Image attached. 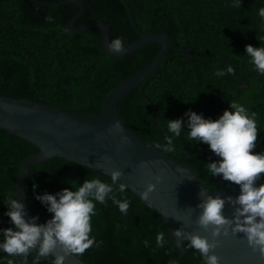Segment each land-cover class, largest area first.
<instances>
[{
  "label": "trees",
  "instance_id": "trees-1",
  "mask_svg": "<svg viewBox=\"0 0 264 264\" xmlns=\"http://www.w3.org/2000/svg\"><path fill=\"white\" fill-rule=\"evenodd\" d=\"M63 0H0V95L51 105L76 115L98 114L109 92L148 64L159 50L146 44L126 55L105 52L100 31L90 28L69 33L67 23L80 7ZM83 11L74 27L99 18L109 23L110 41L122 37L124 46L147 35L165 33L169 51L156 70L129 91L118 104L121 121L139 138L181 162L211 193L239 188L220 175H211L206 162L219 159L207 143H194L186 129L166 145L167 119L187 109L217 118L232 101L255 112L260 130L253 151L264 152V73H258L245 45L264 46V0H79ZM231 65L234 73L217 76ZM194 100V101H193ZM160 144L162 147H156ZM38 149L0 128V227L10 226L4 215L7 198L15 194L21 161ZM106 175L87 166L54 157L32 165L25 179L26 203L31 215L44 222L52 214L34 192H56L84 179ZM264 178V174H261ZM260 181H257L259 183ZM33 185H36L34 188ZM130 202L127 214L108 199L96 204L91 235L96 243L82 254L89 264H169L178 255L168 225L152 207L128 189L116 193ZM158 231L168 241L156 245ZM149 241L145 245V241ZM179 264H203L201 255L186 247ZM27 257L0 253V264H52L53 256L35 262Z\"/></svg>",
  "mask_w": 264,
  "mask_h": 264
},
{
  "label": "clouds",
  "instance_id": "clouds-1",
  "mask_svg": "<svg viewBox=\"0 0 264 264\" xmlns=\"http://www.w3.org/2000/svg\"><path fill=\"white\" fill-rule=\"evenodd\" d=\"M241 3L242 0H234L235 6ZM259 15L264 18V6L260 7ZM108 47L114 51L123 50V38L112 39ZM244 53L251 58L256 71L264 73V46L246 44ZM234 71L229 65L226 72L218 69L216 75L224 76ZM255 116L256 113L251 112L244 104L232 101L215 119L205 117L203 112L193 109H187L181 117L167 119L166 145L163 146V151L173 149L172 136H168V133L179 137L182 130L186 129L188 137L194 143H207L219 157L206 162L208 172L220 175L223 180L239 187V193L235 197L199 194L203 198L196 205L200 209L196 222L205 231H210L213 239L198 232H186L182 228L175 230L177 237H181L182 241L187 240L186 247L199 250L204 258L203 264H220L219 257L211 250L220 242L216 237L228 236L230 232L244 233L247 243L264 255V178L261 176L264 174V152L253 151L260 131ZM156 147L162 146L157 144ZM122 175L121 169L113 168L110 173L111 182L94 176L54 193L34 192L35 198L52 214L44 222L39 221L38 215L27 217L24 203L17 198V192L9 195L3 203L6 205L4 215L9 217L10 226L0 227V249L11 256L25 257L36 250L35 262L42 257L54 256L52 264H64L65 255L55 252L57 246L64 253H84L96 243V238L91 235V219L96 213L97 203L104 204L111 199L121 213L127 214L130 202L126 198L119 199L116 195L117 192H126L128 187L119 179ZM160 179L161 176L155 175L156 182ZM155 188L156 183L149 181L140 193L141 198L148 200ZM226 201L234 206L232 217L223 214ZM167 242L165 232L158 231L156 245L163 247ZM148 243L146 240L145 245ZM8 264H13V261L9 260ZM169 264L176 262L170 260Z\"/></svg>",
  "mask_w": 264,
  "mask_h": 264
},
{
  "label": "water",
  "instance_id": "water-1",
  "mask_svg": "<svg viewBox=\"0 0 264 264\" xmlns=\"http://www.w3.org/2000/svg\"><path fill=\"white\" fill-rule=\"evenodd\" d=\"M67 2L80 7L67 23V31L75 33L98 28L102 46L112 56L126 55L149 43H158L160 47L148 64L109 92L98 114L76 115L44 103L0 95V128L30 142L38 149L25 157L18 167L15 182L17 198L24 203L27 217L30 218L32 215L26 203L25 179L32 165L50 158L58 157L87 166L109 178L111 170L119 168L123 172L119 179L127 184V189L143 206L155 209L168 225L178 247L175 262L179 264L185 254L184 242L187 240L182 241L181 237L175 235L177 228L198 232L213 239L210 231H205L196 222L200 212L196 205L203 198L199 194L207 195L211 192L202 186L191 169L136 136L118 116V104L122 98L153 73L168 53L169 36L165 33L150 34L125 45L121 51H114L108 47L110 24L96 18L80 27H74L83 11V3L79 0H63L56 5ZM155 175L161 176L159 182L155 181ZM149 181L156 183V188L150 193L149 199L144 200L140 193ZM238 193L239 188L221 189L212 194L235 197ZM233 212L234 206L226 201L223 214L232 217ZM215 239L220 242L211 251L219 257L220 264H264V255L247 243L244 233L230 232L228 236L221 235ZM177 241L182 242L178 244ZM195 250L202 257L199 250ZM55 252L65 255L64 264H89L74 253H64L59 246ZM0 253L6 252L0 249Z\"/></svg>",
  "mask_w": 264,
  "mask_h": 264
}]
</instances>
